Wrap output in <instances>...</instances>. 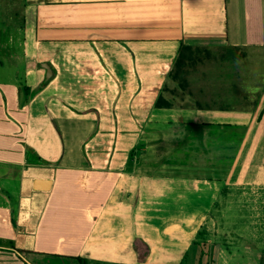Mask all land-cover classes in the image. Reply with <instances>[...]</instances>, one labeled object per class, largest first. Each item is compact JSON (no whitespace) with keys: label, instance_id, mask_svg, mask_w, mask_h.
I'll return each instance as SVG.
<instances>
[{"label":"crops","instance_id":"crops-1","mask_svg":"<svg viewBox=\"0 0 264 264\" xmlns=\"http://www.w3.org/2000/svg\"><path fill=\"white\" fill-rule=\"evenodd\" d=\"M19 11L24 71L0 79V252L200 264L196 238L221 191L264 188V0H22ZM182 46L194 59L179 72Z\"/></svg>","mask_w":264,"mask_h":264},{"label":"rangeland","instance_id":"rangeland-1","mask_svg":"<svg viewBox=\"0 0 264 264\" xmlns=\"http://www.w3.org/2000/svg\"><path fill=\"white\" fill-rule=\"evenodd\" d=\"M21 2L8 1L0 12V79L16 78L23 70ZM258 55L251 52L247 66L253 62L261 70L256 63ZM259 77L256 73L254 80ZM223 196L226 200L212 207L196 238L200 264H264V188L238 185L232 180L230 188L221 191ZM0 256V264H21L11 254L0 252ZM194 261L196 264L197 259Z\"/></svg>","mask_w":264,"mask_h":264},{"label":"trees","instance_id":"trees-1","mask_svg":"<svg viewBox=\"0 0 264 264\" xmlns=\"http://www.w3.org/2000/svg\"><path fill=\"white\" fill-rule=\"evenodd\" d=\"M193 55H194V50H193L192 47L182 46L181 50H180V53H179V56H178V58H177V60L175 62V68L179 72L182 71L183 66L187 63V61H192L194 59ZM44 85H42V86H44ZM19 89H20L21 92H27V93L30 92V88L25 86V85H23V84L19 85ZM79 259L81 260V258H79Z\"/></svg>","mask_w":264,"mask_h":264},{"label":"water","instance_id":"water-1","mask_svg":"<svg viewBox=\"0 0 264 264\" xmlns=\"http://www.w3.org/2000/svg\"><path fill=\"white\" fill-rule=\"evenodd\" d=\"M42 68L46 71V81H49L53 77V70L51 66L48 63L43 62L41 64ZM50 184L49 180H36L34 183V189L35 190H46L48 189V186Z\"/></svg>","mask_w":264,"mask_h":264}]
</instances>
